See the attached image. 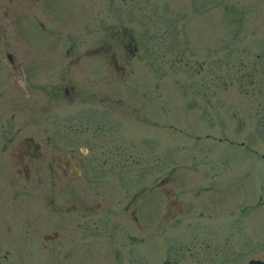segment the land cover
Wrapping results in <instances>:
<instances>
[{
  "label": "rangeland",
  "instance_id": "374dc122",
  "mask_svg": "<svg viewBox=\"0 0 264 264\" xmlns=\"http://www.w3.org/2000/svg\"><path fill=\"white\" fill-rule=\"evenodd\" d=\"M101 36L121 50L124 69L119 87L106 71L105 92L121 96V113L111 106L107 115L121 116V123L116 130L110 125L113 132L107 129L99 141L132 139L133 146L120 145L138 157L135 179L129 183L122 174L109 221L135 189L139 205L161 211L166 195L155 183L167 173L163 186L185 206L182 223L202 210V232L209 238L216 226L213 241L220 245L227 236L232 243L234 255L221 249L206 256L264 257V0H0V264H116L117 229L98 234L75 224L80 217L70 205L78 203L83 180L48 168L40 156L23 176L7 142L19 126L16 137L33 135L45 153L62 156L71 149L87 168L86 103L69 102L61 89L57 99L48 96V81L40 90L33 70L24 97L3 51L33 69L39 52L59 53L73 38L78 47L92 45ZM57 68L42 78L54 81ZM98 153L92 148L95 163ZM95 190L88 196L94 205L101 201ZM177 226L172 235L188 243L184 225ZM156 232L133 243L137 256H164L168 240Z\"/></svg>",
  "mask_w": 264,
  "mask_h": 264
},
{
  "label": "flooded vegetation",
  "instance_id": "af4514ba",
  "mask_svg": "<svg viewBox=\"0 0 264 264\" xmlns=\"http://www.w3.org/2000/svg\"><path fill=\"white\" fill-rule=\"evenodd\" d=\"M29 1L31 3L37 2V0ZM4 13L6 12L4 11ZM77 42L78 39L73 38L69 40L68 45L59 50V53L54 54L53 51H50L49 56L50 58L53 57L51 62L48 59L49 56L44 55L45 51L39 52L37 64L33 66V69L23 62L14 61L13 52L8 50L3 51V56L5 55L7 59L8 67L15 69V76L21 80L20 85L23 89L24 97L29 96L30 83L28 76L31 75L33 70L35 78L38 79L37 85L40 87V90H42V85L48 81L49 87L46 93L48 96L57 99L55 92L61 89L62 96L67 98L69 102L81 100L83 103H86V106L82 110L84 123L81 128H83L82 133H84V138H86L87 143L91 146L84 147L85 154L86 152L88 153V157L84 163L87 165V168L84 169L81 167L82 162L74 156L71 149L66 154H62V156H59L58 153H45L41 150L40 143L35 140L33 135L27 134L16 137L14 133L20 128L17 126V129L13 130L7 137V142L12 145V150L15 152L13 161L18 165L16 172L21 170L24 174L23 176H29L32 166H34L32 159L40 156L47 160V162H50L48 168L56 166L61 172L68 171L73 178H81L84 183L81 196L78 203L72 200L70 205L71 213L75 212L80 217L75 224L81 227L82 231L83 228H87L86 230L92 228L98 234L104 228L114 227L117 229L120 241L115 253L116 264L121 263L123 256L125 257L126 264H186L185 259L191 262L194 261L195 264H245L252 257L206 256L209 250L217 251L221 249H225L227 254L234 255L232 243L229 242L227 236L220 245L217 241H213L217 239L216 230H214L216 226H212L214 228L209 238L205 235V232H202V227L199 224L202 210H198V212L194 211V220H187L182 223L179 214L185 210V206L173 191L163 186L169 179L167 173L162 174L155 183L159 189L158 191H162L166 195L164 208L161 211L155 209L153 205H139L136 202L137 193L135 189L129 192V198L125 199L123 205H119L118 207L121 217L126 218L132 228L130 229L127 225L128 229H126L123 226L120 215L113 221H109L110 213L115 210L114 207L110 206V201L113 199V195L120 192V183L121 180H124L122 174L131 183L137 175L138 165V157L134 156L132 151H127L126 148L120 145L121 143L127 144V141H129L131 142L130 145L133 146L132 139L128 140L124 136H121V143L119 142V144H114L113 142L101 144L99 141V135L105 133L107 129L108 132H113L111 126L116 130V127L120 126L121 123V116L107 115L111 110L109 109L111 106L114 107L115 111L121 113V96L119 93L114 95L106 93L105 83H108V78L106 77V71L108 70L114 80L113 86L119 87L122 80V70L124 69V66L119 63V57L122 54L121 50L115 44L107 41L104 36L97 37L96 42L88 46L78 47L76 45ZM133 52H136V50ZM42 54L47 57L46 62L42 60ZM259 56L257 55V57ZM52 67H58L57 78L54 81H57L58 85L62 83L61 86L57 84L54 86L55 82L53 80L42 78L44 74L49 72L48 69L51 70ZM74 69L80 70V72L77 74V71ZM79 84H83L84 87H79ZM88 85H93L94 87L90 89ZM53 98L46 97L47 101H54ZM93 106H99L102 109L98 110L96 108V110ZM140 122L146 123L143 118ZM71 129L74 132L80 130L77 126ZM94 147L99 149L98 163H95L96 156L92 154V148ZM69 188L71 199H73L75 190L72 181L69 182ZM90 189H96L95 191H97L101 199L95 205L89 203L88 200ZM169 192H173L172 198L169 197ZM180 224L184 225V230L190 236L188 243H181L180 237L172 235V228ZM236 228L239 230L238 226ZM153 229L157 230V235L159 234L168 240L163 250L164 256H148L147 258L137 256L133 252V243L143 242L145 235L149 231L152 232ZM109 234L111 235L113 232H109ZM171 235L175 238H171ZM182 250L187 251L186 255L188 256H185V253H180ZM253 258L263 259L264 257L254 256Z\"/></svg>",
  "mask_w": 264,
  "mask_h": 264
},
{
  "label": "water",
  "instance_id": "95a60500",
  "mask_svg": "<svg viewBox=\"0 0 264 264\" xmlns=\"http://www.w3.org/2000/svg\"><path fill=\"white\" fill-rule=\"evenodd\" d=\"M169 197L172 198L173 197V192H169ZM245 264H264V258L260 259V258H250L249 260L246 261Z\"/></svg>",
  "mask_w": 264,
  "mask_h": 264
}]
</instances>
